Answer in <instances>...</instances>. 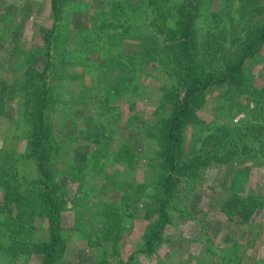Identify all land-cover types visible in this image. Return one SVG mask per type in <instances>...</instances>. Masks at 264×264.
<instances>
[{
	"label": "rangeland",
	"instance_id": "1",
	"mask_svg": "<svg viewBox=\"0 0 264 264\" xmlns=\"http://www.w3.org/2000/svg\"><path fill=\"white\" fill-rule=\"evenodd\" d=\"M188 2L61 0L54 21L49 0H0V264H41L49 242L26 101L46 89L54 264H264V107L248 97L264 89V43L244 63L247 82L202 91L162 207V132L186 88L184 46L166 34ZM194 3L188 60L218 76L264 20V0Z\"/></svg>",
	"mask_w": 264,
	"mask_h": 264
},
{
	"label": "trees",
	"instance_id": "2",
	"mask_svg": "<svg viewBox=\"0 0 264 264\" xmlns=\"http://www.w3.org/2000/svg\"><path fill=\"white\" fill-rule=\"evenodd\" d=\"M187 2V0H184ZM186 6L187 17L177 23L176 29H169L166 34V39L168 42L174 44L183 45L184 48L179 52L184 53L183 59L185 60V92L184 97L179 102L178 106L172 113V119L166 124L163 129V137L165 140V145L162 148V155L164 156L165 162L163 167H166L169 170L170 175L163 176L162 187L164 188L165 198L162 200V207L166 205L171 197L174 190V178L171 174L176 173V166L174 164L175 154L180 150L182 145V131L187 123L188 119L192 116V109L201 101L202 91L205 90L208 86L212 84L224 85L227 83L233 85H242L247 82V79L244 75V63L246 59L253 57L254 50L260 43H264V20L258 22L256 25L252 26L253 28L249 31L250 34L242 39L240 45L237 47V50L242 49V56L240 59H234V55H228L227 62L225 63L223 69L224 71L218 76H212L210 74H205L204 72H199L194 61L188 60L191 55H193V48L195 43V38L190 33V29L193 23V12L196 9L194 0H190ZM50 14L55 21L58 19L61 10V0H49ZM183 11V8L181 12ZM252 25V24H251ZM187 46V47H186ZM184 51V52H183ZM186 51V52H185ZM137 55V54H136ZM238 55H235L237 57ZM36 80L32 79V83H35ZM47 87V83L43 84V87ZM49 90H43V93L37 94L34 96L33 93H29V98L26 101L28 105L34 109L30 113L32 119L30 120L31 128L34 133L30 137V147L29 149L33 151V158L37 162V167L40 171L41 176L43 177V185L40 196L39 204L44 207V210L40 213L45 214L49 221L48 232H49V242L41 246V253L43 255L41 264H54L56 260L58 251L60 250L61 237L58 231V221L59 217V204L54 199L55 191L52 189V180L51 173L46 167L47 155L45 154L46 149L44 146L51 142L52 139V130L44 121V112L53 102L52 95H48ZM41 94V95H40ZM256 94V95H255ZM251 93L248 97L251 98L254 102V108L258 109L261 106L264 107V89L261 92ZM40 95V96H39ZM253 112V111H252ZM29 116V117H30ZM230 147H233L231 144ZM46 155V156H45ZM222 162V160H217ZM42 183V181H41ZM55 188V186H53ZM161 207V208H162ZM161 217L165 218L164 213H161ZM158 237V236H157Z\"/></svg>",
	"mask_w": 264,
	"mask_h": 264
}]
</instances>
